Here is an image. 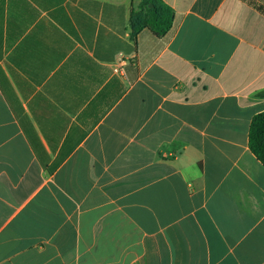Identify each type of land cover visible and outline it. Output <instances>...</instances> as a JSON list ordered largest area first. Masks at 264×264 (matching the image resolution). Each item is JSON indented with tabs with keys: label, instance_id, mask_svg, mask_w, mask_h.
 <instances>
[{
	"label": "crops",
	"instance_id": "crops-1",
	"mask_svg": "<svg viewBox=\"0 0 264 264\" xmlns=\"http://www.w3.org/2000/svg\"><path fill=\"white\" fill-rule=\"evenodd\" d=\"M0 0V264H264V0Z\"/></svg>",
	"mask_w": 264,
	"mask_h": 264
},
{
	"label": "trees",
	"instance_id": "trees-1",
	"mask_svg": "<svg viewBox=\"0 0 264 264\" xmlns=\"http://www.w3.org/2000/svg\"><path fill=\"white\" fill-rule=\"evenodd\" d=\"M174 11L162 0H143L129 19L131 39L136 40L143 30H149L155 37L163 38L173 27ZM259 96H264V92ZM249 149L264 166V112L255 115L249 129Z\"/></svg>",
	"mask_w": 264,
	"mask_h": 264
}]
</instances>
